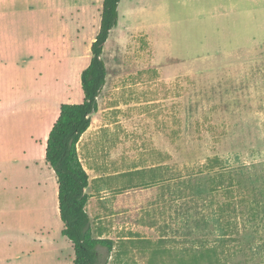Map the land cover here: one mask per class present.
Masks as SVG:
<instances>
[{"label":"rangeland","instance_id":"rangeland-1","mask_svg":"<svg viewBox=\"0 0 264 264\" xmlns=\"http://www.w3.org/2000/svg\"><path fill=\"white\" fill-rule=\"evenodd\" d=\"M28 2L0 17V264H72L39 142L61 103L82 101L102 0H47V21L46 0ZM117 10L82 139L115 173L108 199H121L92 219L93 235L113 242L100 262L178 264L193 246L215 247L220 264L261 262L264 0H120Z\"/></svg>","mask_w":264,"mask_h":264},{"label":"trees","instance_id":"trees-1","mask_svg":"<svg viewBox=\"0 0 264 264\" xmlns=\"http://www.w3.org/2000/svg\"><path fill=\"white\" fill-rule=\"evenodd\" d=\"M119 2L102 0L99 28L90 44V60L80 73L82 101L60 104L58 116L46 139L44 160L56 177L58 215L62 221L60 233L71 242L74 252L72 264H104L100 262V248H105L109 253L113 246L111 239L93 235L85 208L89 198L85 191L88 174L79 159L77 143L98 110L97 98L106 78L102 51L110 31L117 23ZM218 165L220 160L214 156L207 160L204 168L213 170ZM223 176L218 172L211 177L212 190L224 182ZM223 189L226 194L231 192L229 186ZM229 205L227 203L226 207ZM178 255V264H220L218 251L213 246H193L192 251L185 249L183 254L180 252ZM186 255L187 259H184ZM257 264H264V260Z\"/></svg>","mask_w":264,"mask_h":264},{"label":"crops","instance_id":"crops-1","mask_svg":"<svg viewBox=\"0 0 264 264\" xmlns=\"http://www.w3.org/2000/svg\"><path fill=\"white\" fill-rule=\"evenodd\" d=\"M0 6H3L0 8V17L4 18L7 16L16 17V15H23V12H25V10L27 8L31 7V4H30V2H28V0H0ZM45 10H46L45 16H46V21H47V18H48L47 0H46V9ZM42 13H43V6H42ZM44 36L42 33V38ZM0 43H3V42L0 41ZM48 44H49V34H48V31L46 30V58H47V62H48V58H49V45ZM90 44H91V42H89V45ZM41 110H43V109H41ZM46 110L47 109L45 108L44 111L46 112ZM58 113H59V111H58ZM57 116H58V114H56L54 121L56 120ZM14 120H15V116H14ZM52 124H51V126H52ZM51 126H48V128L46 129L47 136H48V133H49ZM90 127H91V123H90L89 127L86 129V131L80 136V139L77 143V151H78V156H79V159L82 163V166L88 174V185L85 188V191L89 194V198H88V201H87L85 208H86V212L89 215L91 226L93 227V223H92L93 220L92 219L96 218L99 214H101L104 211L105 206L114 205L117 200L121 201V199H118V198H120V196L117 197V200L108 199V195H107L108 193H105V192H107L109 188L113 187L112 185H114V183H117L118 181L117 182L114 181V182H112L111 185H107L106 181H104V178L113 177L115 173L106 172L105 169L106 170L110 169V167H106L107 163L104 164V162L101 158L90 153V150H89L90 148L87 147V145L84 142L82 143L83 136L85 134H87ZM47 136L45 138V144L44 145H42V141L39 142L40 146L44 147L43 148L44 152H45V145H46ZM33 137L39 138L38 136H31L30 138L32 139V141H34ZM34 143H37V142L34 141ZM43 155H44V153H43ZM135 170H138V169H135ZM100 178H102V179H100ZM56 185H57V183H56ZM56 193H57V190H56L55 194ZM99 194H101V195H99ZM56 205H57V212H58L57 199H56ZM60 231H61V229H60ZM101 238H104V237H101ZM56 244H57V242H56ZM59 244L56 245V258H57V260H58V255L60 253V250L62 252V249L59 248ZM71 247H72V245H71Z\"/></svg>","mask_w":264,"mask_h":264}]
</instances>
